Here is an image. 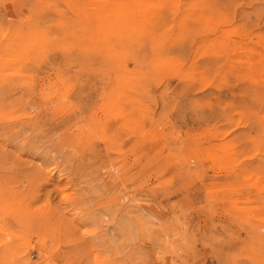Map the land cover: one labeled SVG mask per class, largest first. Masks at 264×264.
<instances>
[{
  "label": "rangeland",
  "instance_id": "1",
  "mask_svg": "<svg viewBox=\"0 0 264 264\" xmlns=\"http://www.w3.org/2000/svg\"><path fill=\"white\" fill-rule=\"evenodd\" d=\"M0 264H264V0H0Z\"/></svg>",
  "mask_w": 264,
  "mask_h": 264
}]
</instances>
